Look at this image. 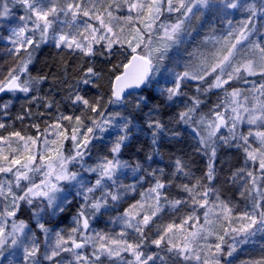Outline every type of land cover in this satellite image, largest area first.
<instances>
[{
  "label": "snow or ice",
  "instance_id": "1",
  "mask_svg": "<svg viewBox=\"0 0 264 264\" xmlns=\"http://www.w3.org/2000/svg\"><path fill=\"white\" fill-rule=\"evenodd\" d=\"M16 6L24 13L18 23ZM209 15L226 21L225 30L217 35L213 27L188 51L186 45ZM0 30L7 31H0V40L11 44L6 51L13 58L6 69L0 65V94L23 93L29 104L43 100L31 93L47 77L29 71L42 44L67 49L79 61L75 84L68 85L65 96L73 114L65 115L57 105L56 118L45 121L43 130L32 125L36 135L0 134V264H20L21 253L23 264H234L230 258L241 246L264 234V0H0ZM117 54L124 60L112 64ZM97 56L111 65L106 101L104 94L89 97L79 87L100 86ZM61 64L67 67L63 58ZM190 85L195 94L185 91ZM149 87L158 95L129 99L130 90ZM213 89L223 95L201 111V95ZM154 98L179 110L167 122L159 118V103L146 113V159L159 154L164 137L177 140L178 126L184 125L194 135V153L207 158L201 175L184 156L172 159L170 171L120 159L132 136L133 114L143 112ZM11 103L0 98L4 115ZM53 103L43 106L51 109ZM110 105L125 111H107ZM5 128L0 122V129ZM111 128L119 134L108 154L89 165L85 157L93 141L101 139L97 132ZM222 148L242 152V166L223 183L238 185L245 210L221 199L216 187ZM128 168L131 184L121 179ZM73 189L81 201L74 226L67 234H53L49 224L62 218ZM137 189H143L140 198L130 197ZM130 198L133 202L119 211ZM25 205L44 236L43 250L37 231L18 219ZM112 212L111 223L119 231L91 229L95 218ZM241 264H264V256Z\"/></svg>",
  "mask_w": 264,
  "mask_h": 264
},
{
  "label": "trees",
  "instance_id": "2",
  "mask_svg": "<svg viewBox=\"0 0 264 264\" xmlns=\"http://www.w3.org/2000/svg\"><path fill=\"white\" fill-rule=\"evenodd\" d=\"M19 12L23 13V10L16 6L13 8ZM61 58L67 62V67H63L61 64ZM119 58V55H115L111 58V63H119L120 61L124 60ZM79 61L69 53V51H58L54 50L48 43L42 44L35 52L32 63L29 65V71L32 76H46L47 79L38 85L39 91H33L31 95L43 97V100H38L35 103L29 104L28 100L20 102L19 105L15 102L12 107L7 110V115H4V110L0 109V122L5 123L6 128L7 126L11 125V129L14 131H29L32 134H37V130L32 127L33 124H40L41 130L45 127V121L51 123V118L53 116V112L57 111L55 107V103H53V107L51 109L45 108L43 105L50 101L55 100L60 103V106L63 108L64 113L66 115L73 114V108L71 106L70 101L65 100V96L68 92V85L75 84L76 81V65ZM95 63L98 71H101L102 78L98 81L100 85L98 88H91L87 87L84 88L83 85L79 87L83 89L84 92L87 93L89 97H95L96 95L104 94V98H108V85L107 80L111 73L109 69L111 65L106 61L103 57L97 56L95 58ZM254 79V78H253ZM238 84L236 86H240ZM44 87L48 88L51 92L49 96L44 95ZM145 93V95H153L154 97L157 96V93H154L152 88L149 87L147 89L140 90ZM185 91L189 92V94H195V89L191 85L185 89ZM18 94V93H17ZM23 94V93H22ZM25 95V94H23ZM223 95L220 90L213 89L207 95H201V99L204 101V105L201 108V111L207 112L214 104L218 103V97ZM1 97V94H0ZM154 104H160V111L165 114L166 109L174 110L175 112L179 110V107L173 106L168 107L163 101L158 99L151 100ZM31 110V115H29L28 110ZM62 110V111H63ZM166 110V111H165ZM78 112V110H76ZM75 112V114L77 113ZM39 113H44L43 116H40ZM174 114V112H173ZM18 116H23L24 118L17 119ZM181 129H185L184 125H179ZM150 136H141L139 134H134L131 136L130 141L122 149V152H130L136 150L138 154L141 152H148L150 153ZM235 156L239 157L241 154L236 149L233 150ZM176 156H184L186 160H190L192 163L193 171L197 176L201 175L205 169L207 158L201 155L194 153L193 151V144L187 142L185 137H179L177 140H170L168 137H164L159 144V154L154 155V160H157L156 157L161 158V161H167L175 158ZM234 156V154H233ZM138 159L143 160V157L140 156ZM79 202L75 199L71 201L70 204L66 206L65 212L62 214L63 216H74L76 214ZM24 210L26 207L19 213L20 215L24 214ZM183 214V213H181ZM25 216L23 218L26 219L27 222L31 223V215L29 210L25 211ZM202 219V212L200 213ZM171 213H169V217ZM22 218V217H20ZM97 218H95L91 223H94ZM168 217H166L167 221ZM34 228V227H33ZM150 251H156L154 247L150 248ZM254 257L251 256L249 260H257L260 259L259 256L257 259H253Z\"/></svg>",
  "mask_w": 264,
  "mask_h": 264
},
{
  "label": "rangeland",
  "instance_id": "3",
  "mask_svg": "<svg viewBox=\"0 0 264 264\" xmlns=\"http://www.w3.org/2000/svg\"><path fill=\"white\" fill-rule=\"evenodd\" d=\"M13 12L15 13V16L17 17L16 22L18 23V17L20 15H22V13L17 11V10H14V9H13ZM166 16H167V14H166ZM162 19H164V18L162 17ZM237 19H239V16H237ZM225 24H226V21L222 22L218 18H214L211 15L207 16V18L202 21L203 26L199 27V29H198L199 35L197 36V35H195V33H193V39H191V41L186 45V47L188 48V51H192V49L194 47L198 46L200 41L202 40V38L205 35H208L211 32V30L213 29V27L216 28V30H217L216 34L219 35L222 31L225 30V28H224ZM0 31H2L3 34H5V35L7 34L6 30H0ZM48 44L52 48H54V50L61 51V49L55 48L54 44H52V43H48ZM11 47H12L11 44H9L7 41L0 40V65L4 66L5 69L12 64L13 58L6 51V49H9ZM116 49H117V53H119V51H120L119 46H116ZM63 51H68V50L64 49ZM184 56L186 58L187 53H184ZM121 57H122V59H124L123 56L119 55V58H121ZM238 87L250 88L251 84H249V85L241 84ZM152 90H153V88H152ZM43 92H44L45 96H49L51 91L48 88L44 87ZM139 94L145 95L144 92L139 91V92L133 93V97H129V99H133L136 95H139ZM0 98H2L5 101L8 99L12 100V103L10 104V106L7 110H9L15 102L17 103V105H19L20 102L22 103L23 101L28 100L25 97V95H23L22 93H18L15 95H13V94H7V95L2 94ZM104 99H105V101L107 100V98H104ZM57 105H59V111L64 113V110L60 106V103H58L55 100L56 110H57ZM153 105H154V103L152 101H150L148 107L143 109V112L133 114L135 118L133 121L134 127L132 128V136L134 134H139L141 136L143 135L144 137L149 136L146 134L147 129H146V125H145L144 121L146 119V113H148L149 109ZM166 110H165L166 113L163 114L160 111V109H158V111L160 113L159 118H162L165 122H167L169 120V118L173 115V112L175 113L174 110H170V109H166ZM107 111L114 112V111H125V110L118 105H110L109 108L107 109ZM128 111H131V108H129ZM57 114H58L57 111L53 112L51 122L56 118ZM76 114L77 115L79 114V110ZM64 123H67V122L65 121ZM140 128H145V131L144 132L139 131ZM178 130L181 133L180 137H185L188 143L193 144V145L195 144V138H194V135L190 129L185 128L183 130L178 126ZM242 130L246 131V126ZM12 131H14V129H11V125H9V126H7L6 130L0 129V134L7 135L9 132H12ZM222 132H223V134L227 135V129H222ZM21 133L23 135H36L34 133L32 134L29 131H24ZM118 134H119V131L116 128H111V129H109L108 132H105V133L97 132V135L100 136L101 139L93 141V147L91 149L90 156L85 157L86 162L89 165H93L96 163V161L99 157H102V156L108 154V149L112 146V142L115 140V138ZM128 142H126V145L128 144ZM69 147H70V143H69ZM234 149L235 148H232V149L222 148L219 152V158L216 161V165H217V169H218V173H219V179L216 182V187L219 188V190L221 192V199H224L225 201H231L233 204L236 205L238 210H245V203L246 202L239 197L238 192L236 191L238 185H233L230 183L229 184L223 183L224 179L231 174V171L234 168L240 167L243 164L242 152L239 153V154H241V156L239 155V157H237V156H235V153L233 151ZM233 154H234V156H233ZM147 155H148V152L146 153V151L143 153L141 152L140 154H138L136 152V150L130 151V152H122L121 151L120 159L123 161H127L130 165H134L136 162H139V163L147 166L149 163H151L152 168H164L166 171L171 170L172 159L163 162V161H161V158L156 157L157 160H154L155 162H153V160L148 161L146 159ZM140 156L143 157V160L138 159ZM84 175L88 176L89 174L84 173ZM91 179L94 180L95 177L93 176V177H91ZM121 179L126 184H131L133 182V173L131 171V168H128V169H125L122 171ZM36 180H37V182H39V177H36ZM147 187H148V184H144V188H147ZM141 190H143V189H137V192L130 193V197H135V199H139L140 198L139 197V191H141ZM72 191H73V195L69 196V200L72 201L73 199H75L80 203L81 202L80 199L76 198L74 196L75 189H73ZM173 192H175L174 189H173ZM132 202H133V200L131 198L128 199L127 201L123 202L119 206V211L122 212L123 209L125 207H127L129 203H132ZM78 206H79V204H78ZM25 207H26V210H29L26 205H25ZM26 210H24V214H25ZM29 212H30V215H32L30 210H29ZM24 214L19 216V213H18V219H23V218H25V216L28 217L27 215H24ZM114 215H116V212L106 213L103 216H98L96 221L94 223H91V225H90L91 229H93L95 231H112L113 229L115 231H119V226L113 225L111 223L110 217L114 216ZM74 216H63L62 218H53V221L49 224V227L53 230V234L55 233V231H62L63 233L67 234L68 230L74 226V221H73ZM20 217H22V218H20ZM202 219H203V217H202ZM25 221H26V219H25ZM30 221H31V223H29V222L28 223L32 227H34L35 222L33 220H30ZM33 230L37 231L38 237H39L41 244H42V250H43L44 236H43V234L39 233L38 230L35 229V227L33 228ZM262 244H264V234L257 233L256 236L251 238V241L248 244L241 246V250H239L236 254H234V257L230 258V259H233L234 264H241L242 261H249L251 256L254 257L253 259H257L259 256H264V249L261 248ZM19 259H20V264H23L22 253L20 254ZM44 264H48V262L45 261Z\"/></svg>",
  "mask_w": 264,
  "mask_h": 264
},
{
  "label": "water",
  "instance_id": "4",
  "mask_svg": "<svg viewBox=\"0 0 264 264\" xmlns=\"http://www.w3.org/2000/svg\"><path fill=\"white\" fill-rule=\"evenodd\" d=\"M141 89H137V90H130L133 91V93L139 92Z\"/></svg>",
  "mask_w": 264,
  "mask_h": 264
}]
</instances>
